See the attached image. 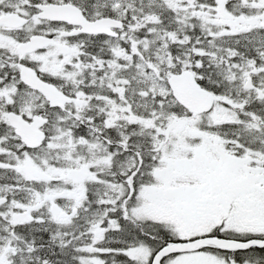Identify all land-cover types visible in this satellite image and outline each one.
Here are the masks:
<instances>
[{
  "label": "snow or ice",
  "instance_id": "1",
  "mask_svg": "<svg viewBox=\"0 0 264 264\" xmlns=\"http://www.w3.org/2000/svg\"><path fill=\"white\" fill-rule=\"evenodd\" d=\"M0 264H264V0H0Z\"/></svg>",
  "mask_w": 264,
  "mask_h": 264
}]
</instances>
